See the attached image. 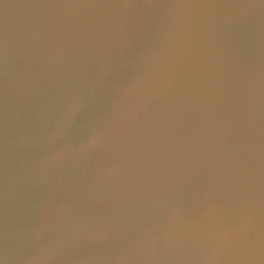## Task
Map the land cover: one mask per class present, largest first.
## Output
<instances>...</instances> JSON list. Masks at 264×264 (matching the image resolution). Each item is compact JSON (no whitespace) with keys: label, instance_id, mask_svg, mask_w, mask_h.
Masks as SVG:
<instances>
[{"label":"water","instance_id":"95a60500","mask_svg":"<svg viewBox=\"0 0 264 264\" xmlns=\"http://www.w3.org/2000/svg\"><path fill=\"white\" fill-rule=\"evenodd\" d=\"M0 264H264V0H0Z\"/></svg>","mask_w":264,"mask_h":264},{"label":"clouds","instance_id":"9594fccd","mask_svg":"<svg viewBox=\"0 0 264 264\" xmlns=\"http://www.w3.org/2000/svg\"><path fill=\"white\" fill-rule=\"evenodd\" d=\"M140 87H141V82L135 81L132 84H130L126 89L123 90V97L127 98L129 103H128V111L121 118V122L116 126L119 129V134H123L127 132L128 129L132 127L136 118L140 116V114L143 112L146 97L143 96L138 97V89H140ZM110 131L111 129H107L93 136L88 140L87 146L88 147L95 146L102 139L108 136ZM75 151L76 149L72 145L69 144L62 145L60 148L56 149L55 152L52 153L50 159L47 162V166H51L53 163L66 159L72 152ZM82 154L83 153L81 152V155Z\"/></svg>","mask_w":264,"mask_h":264}]
</instances>
